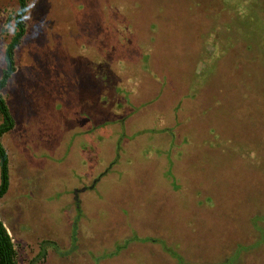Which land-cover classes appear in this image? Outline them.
<instances>
[{
    "label": "rangeland",
    "instance_id": "374dc122",
    "mask_svg": "<svg viewBox=\"0 0 264 264\" xmlns=\"http://www.w3.org/2000/svg\"><path fill=\"white\" fill-rule=\"evenodd\" d=\"M25 22L2 90L18 264H264V0H28Z\"/></svg>",
    "mask_w": 264,
    "mask_h": 264
},
{
    "label": "trees",
    "instance_id": "16d2710c",
    "mask_svg": "<svg viewBox=\"0 0 264 264\" xmlns=\"http://www.w3.org/2000/svg\"><path fill=\"white\" fill-rule=\"evenodd\" d=\"M18 4V9L9 15V22L13 21L14 28L12 37L5 47L4 60L6 65L3 68L0 77V198L7 193L10 185L9 154L2 142V136L6 132L10 131L15 125V119L10 111L2 90L6 87L16 70L15 51L24 38L27 30L25 17L28 12V0H18ZM21 9L26 11L22 14V16L16 15L18 10ZM17 21L19 22L17 23ZM194 183L195 182H193V184ZM17 255L18 250L16 248V244L13 241V238L10 235L4 221L0 218V264H18Z\"/></svg>",
    "mask_w": 264,
    "mask_h": 264
},
{
    "label": "clouds",
    "instance_id": "9594fccd",
    "mask_svg": "<svg viewBox=\"0 0 264 264\" xmlns=\"http://www.w3.org/2000/svg\"><path fill=\"white\" fill-rule=\"evenodd\" d=\"M26 10H24V9H21V10H18V12L16 13V15H21L22 16V14L25 12ZM19 21H17V23H18Z\"/></svg>",
    "mask_w": 264,
    "mask_h": 264
},
{
    "label": "crops",
    "instance_id": "0c3cea01",
    "mask_svg": "<svg viewBox=\"0 0 264 264\" xmlns=\"http://www.w3.org/2000/svg\"><path fill=\"white\" fill-rule=\"evenodd\" d=\"M15 119V118H14ZM15 126V125H14Z\"/></svg>",
    "mask_w": 264,
    "mask_h": 264
}]
</instances>
